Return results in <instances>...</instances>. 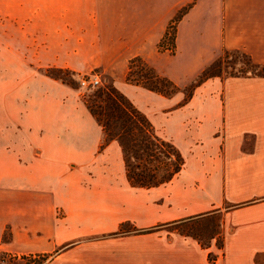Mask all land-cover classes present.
I'll return each instance as SVG.
<instances>
[{"label": "crops", "instance_id": "1", "mask_svg": "<svg viewBox=\"0 0 264 264\" xmlns=\"http://www.w3.org/2000/svg\"><path fill=\"white\" fill-rule=\"evenodd\" d=\"M72 1L58 6L69 13L64 17L94 15L81 6L84 0ZM122 1V25L129 10L133 14L136 8L137 15L126 32L122 28L119 49L109 53L108 63L95 58L87 66L111 77L154 133L175 147L182 167L166 183L131 187L119 145L110 141L99 149L101 129L78 92L32 75L28 61L23 65L5 48L0 55V252L25 257L58 251L46 264H264V77L207 78L185 100L180 90L225 52L264 65V0L191 1L176 24L173 54L158 51L167 23L154 25L158 15L151 16L158 9L146 22L140 19L141 0ZM166 1L167 7L173 0ZM35 10L43 20L48 0ZM6 12L0 11V18ZM40 28L37 32H48L42 21ZM66 30L98 34L104 29L66 24L56 32ZM120 57L122 62L141 58L178 90L165 97L127 83L126 71L116 64ZM56 66L74 69V64ZM219 213L222 232L207 245L171 228ZM122 225L139 231L161 227L118 234Z\"/></svg>", "mask_w": 264, "mask_h": 264}, {"label": "rangeland", "instance_id": "2", "mask_svg": "<svg viewBox=\"0 0 264 264\" xmlns=\"http://www.w3.org/2000/svg\"><path fill=\"white\" fill-rule=\"evenodd\" d=\"M68 1H70V5H73L72 0ZM141 1L144 4V8L141 10L140 15L141 20L146 21V18L152 15V10L158 9V12L151 16L156 18L158 15L154 25H159L167 21L164 34L158 43V51L173 54L176 24L188 10V7L191 6L190 2L193 0H173L170 2L171 5L167 7L166 5L168 2L166 0H159L161 1L160 3H158V0H154V3L156 1L154 4L155 6L149 7H147V5L151 0H145L146 2H144V0ZM40 3L41 0H0V11H2V15L3 12L7 11L5 13L6 16L0 18V25L4 26V28H0V55L3 57L2 53L5 52L4 49L6 48V52H8V48L10 47L14 53V55H11L14 57L16 55L18 59L22 60L21 63L23 65H25L24 62L28 61L26 65L29 66V69L27 68V71L31 72L32 75L39 74L45 76L49 80H53L56 83H60L77 91L82 104L83 100L88 99L95 89L102 88L109 83L113 85L109 75L103 74L100 68L91 67L89 69L87 64L95 58L99 62L108 63L111 58L109 53L114 48L115 50L119 49L121 44L119 39L122 36V28H124L126 32L131 26L132 20L135 19L137 15L136 8H134L133 14L129 10L126 16L128 18L125 19L122 25V14L120 12L121 6H124V1L122 0H84L85 4L81 3V6L94 10V15L89 19L82 17H64V14L68 15L69 13L67 14L63 10H58L59 5H64V0H48V15L41 20V18L35 16V9L40 7ZM16 4H24V6L30 10L21 12V10L15 7ZM129 6L131 7V1L129 2ZM70 9L73 8L70 6L69 10ZM9 10L11 16L8 15ZM170 12L171 14L168 17V13ZM132 15L135 17L132 18ZM41 21L42 25L47 27V33L37 32L41 29ZM66 24L72 27L74 26V29L77 26H97L104 30H102L103 33L98 34H75L67 32L68 30L63 33L56 32L57 29L62 30L63 25ZM93 45L99 48V50L94 49L92 47ZM132 59L133 57L122 62L123 59L120 57L116 64L124 68L127 73L129 63ZM142 61L146 64L144 60ZM56 64H74V69L71 70L58 67ZM146 65L150 67L148 64ZM246 65V60L239 52L229 51L224 54L222 53L218 57H214L192 80L186 82V84L180 88L183 93V100L187 98L196 85L207 78L214 76L220 78H227L235 75L239 76L242 72L245 76H248L249 68ZM20 68H26V66H20ZM47 69L67 70L68 73L64 76L55 71L51 72L54 76L64 78L67 84L49 78L46 73L48 71ZM139 69H141L143 71H141L142 74L145 75L144 69L137 63H134L132 66L134 74ZM94 74L99 80L97 86H91L89 83L84 86L80 85L81 79L88 81L90 80V76ZM159 227H161V225L152 229L139 231L130 225H125L122 234H144L153 232ZM171 228H176L179 233L190 234L196 237L201 245H207L211 237L222 232L221 214H214L206 218L184 222ZM114 235H117V233ZM3 238H5V234ZM216 243L218 245L220 244V236L216 238ZM55 252L58 251L55 250L46 255L34 254L25 257L0 255V264H46L53 258Z\"/></svg>", "mask_w": 264, "mask_h": 264}, {"label": "trees", "instance_id": "3", "mask_svg": "<svg viewBox=\"0 0 264 264\" xmlns=\"http://www.w3.org/2000/svg\"><path fill=\"white\" fill-rule=\"evenodd\" d=\"M241 55L249 68L248 76L264 77V65H255L246 56ZM134 63L144 69L145 75L141 69L134 74L132 71ZM47 70L45 72L49 78L67 84L64 78L51 74L55 71L64 76L68 73L67 70ZM230 77L246 76L242 72L239 76ZM125 81L165 97L173 95L178 90L171 81L158 75L138 57L129 63ZM83 105L101 129L99 149L110 141H115L119 145L125 177L131 187L151 188L166 183L182 167V157L175 147L159 138L146 117L111 83L95 89L88 99L83 100ZM124 226H120L119 234L124 232ZM0 255L7 254L0 252Z\"/></svg>", "mask_w": 264, "mask_h": 264}, {"label": "built area", "instance_id": "4", "mask_svg": "<svg viewBox=\"0 0 264 264\" xmlns=\"http://www.w3.org/2000/svg\"><path fill=\"white\" fill-rule=\"evenodd\" d=\"M90 84L91 86H97L98 85V83H99V80H98V78H97V76L94 74V75H92V76H90V80H88V81H86V80H84V79H81L80 80V85L81 86H84L85 84Z\"/></svg>", "mask_w": 264, "mask_h": 264}]
</instances>
